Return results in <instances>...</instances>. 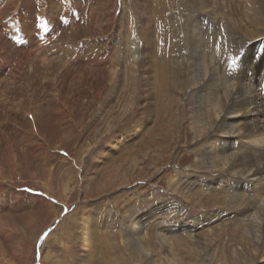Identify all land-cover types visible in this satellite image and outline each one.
Wrapping results in <instances>:
<instances>
[{
  "label": "rangeland",
  "instance_id": "obj_1",
  "mask_svg": "<svg viewBox=\"0 0 264 264\" xmlns=\"http://www.w3.org/2000/svg\"><path fill=\"white\" fill-rule=\"evenodd\" d=\"M195 1L0 0V264L264 260V195L189 71L196 46L226 97L242 70L264 104V0ZM146 39L184 72L151 96Z\"/></svg>",
  "mask_w": 264,
  "mask_h": 264
},
{
  "label": "bare ground",
  "instance_id": "obj_2",
  "mask_svg": "<svg viewBox=\"0 0 264 264\" xmlns=\"http://www.w3.org/2000/svg\"><path fill=\"white\" fill-rule=\"evenodd\" d=\"M191 1L193 5L196 4L195 0H191ZM213 2L214 0L208 1V3L210 4L209 6L210 8L213 6ZM252 6H253V2L248 0L246 2V9L250 10ZM254 9L256 10L253 11V15L255 12H256V15H254V17L251 18V22L255 23L259 20L261 22L264 21V15H263L264 9L258 4L255 5ZM246 11L248 12V10ZM237 14H239V16H242L240 12H238ZM194 37L198 41V44H202L201 42L202 38L200 34H197ZM146 40L147 42L143 46V50H144L143 54H145V60L143 61V64L146 65L145 68L149 69L151 73L150 76H148V78L147 77L145 78L147 81L146 83H148L146 84L148 85L147 89L148 91H151L150 92V96H151L152 93H154V95H157L159 93L160 78L162 76L163 78L167 77L168 79L173 80L174 82H177L184 75V72H182V67H183L182 63L175 64L173 66L172 61H170L171 63L169 64L172 66H168L165 68V65H163L164 66L163 69L157 67L158 61L156 60L154 55L156 51L155 47L158 45V43L156 42V39L153 41L149 39H146ZM199 48L203 50V48L200 45H199ZM195 49H196V46L195 48L192 49V58H191L192 63L189 64V69L190 67L192 68V71L189 70L190 72H192L191 73L192 86L194 88L203 89L205 92L208 93V97L212 98L214 104L220 106L221 108L220 113H218L217 115V116H220L221 123H223L225 128H228L229 126L231 127V131H228L227 133L223 132L224 136H227L223 140V143H225L227 147L229 146V148L226 149L227 148L226 146H224L225 147L224 148L221 145L218 151L223 152L221 153L222 155H224L223 160H229L231 164L233 157L232 156L229 157V155H227L228 154L227 152L234 149L230 147L232 145V142H234L233 139L237 140L239 145L237 149H234V150H237L239 154L237 161L242 163V165L247 168V173H248L246 174V177H248L247 180H254L253 183L255 184V187L257 188V190L262 191V193L259 192V194H254L256 197L255 199H258L259 197H262L264 195V156L260 154V152L261 153L263 152L264 154V106H263L264 104H262L260 97L256 93V91H254L253 89L251 90V88L249 87V84L244 83L243 80L245 76L243 75L242 70L238 71V81L239 82H238L237 88L232 92V95L229 98L226 97V93L224 91L225 88L222 89L224 86L223 84H220L219 82V76L222 75L221 71L217 72L216 69L211 71L210 68H207L206 71L204 70V68L202 67L204 53L201 54V58L199 61V64L202 65L201 68H199L198 63H197L198 65H194L193 62L195 61V57H193V55H194ZM135 51H136L135 49L134 51L132 50L131 56L135 53ZM135 57L136 56H134V59ZM116 61L117 60H114V62ZM244 65H246V63ZM150 77H151V80H149ZM158 80H159V83L157 85ZM166 90L169 91L170 90L169 87H166ZM173 90L174 91L176 90V86L173 87ZM200 92H201L202 100H205L206 97L205 95H203V91L200 90ZM151 99L154 100L153 97ZM200 103H203V102L200 101ZM151 104H152V107L150 108L153 109L155 105L153 102H151ZM152 109H151V112H152L151 114L154 115L155 112H153ZM174 111L177 113V110L174 109ZM214 154L215 153H214V150H212V147H208L207 150H204V153L201 156L203 157L204 162L205 161L210 162L208 159L209 157L212 158L213 157L212 155ZM192 182H195V180ZM240 183L242 184V181H239L236 183L237 187L240 185ZM184 192H186L185 189H184ZM243 193H245L243 192V190L236 192V194L238 195L239 194L243 195ZM242 195L238 197L239 200L244 199L242 198ZM239 203L240 202H238V204ZM244 203H245L244 201L241 202L240 206L242 204L244 205ZM262 206L264 207V203ZM247 210L251 212L252 208L250 207ZM249 212L243 215L245 219L248 218V216L249 218H251L249 219V221L261 219V217H258L257 215L251 216ZM134 225H136V227H139L141 225V222L138 221V223H134ZM261 264H264V260L261 262Z\"/></svg>",
  "mask_w": 264,
  "mask_h": 264
},
{
  "label": "snow or ice",
  "instance_id": "obj_3",
  "mask_svg": "<svg viewBox=\"0 0 264 264\" xmlns=\"http://www.w3.org/2000/svg\"><path fill=\"white\" fill-rule=\"evenodd\" d=\"M48 236V232H45L41 237L40 241L43 242V240Z\"/></svg>",
  "mask_w": 264,
  "mask_h": 264
}]
</instances>
